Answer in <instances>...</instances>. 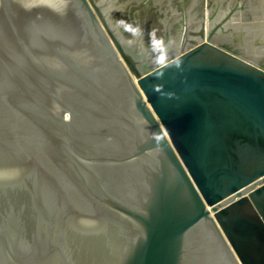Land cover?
<instances>
[{
	"label": "water",
	"instance_id": "95a60500",
	"mask_svg": "<svg viewBox=\"0 0 264 264\" xmlns=\"http://www.w3.org/2000/svg\"><path fill=\"white\" fill-rule=\"evenodd\" d=\"M0 264H264V0H0Z\"/></svg>",
	"mask_w": 264,
	"mask_h": 264
},
{
	"label": "rangeland",
	"instance_id": "374dc122",
	"mask_svg": "<svg viewBox=\"0 0 264 264\" xmlns=\"http://www.w3.org/2000/svg\"><path fill=\"white\" fill-rule=\"evenodd\" d=\"M67 121H70V114L68 112L64 115V122Z\"/></svg>",
	"mask_w": 264,
	"mask_h": 264
}]
</instances>
